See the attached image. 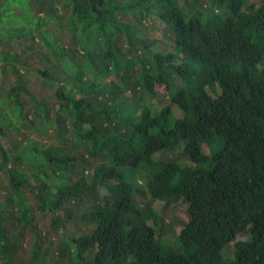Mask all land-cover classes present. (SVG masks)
Returning a JSON list of instances; mask_svg holds the SVG:
<instances>
[{"label":"trees","instance_id":"1","mask_svg":"<svg viewBox=\"0 0 264 264\" xmlns=\"http://www.w3.org/2000/svg\"><path fill=\"white\" fill-rule=\"evenodd\" d=\"M56 1L0 0V75L16 78L5 92L4 104L10 105L0 125V173L8 174L13 190L0 196L1 264H12L18 244L17 236L9 242L3 219L16 207L18 225L34 222L32 207L23 204V186L34 190L41 211L53 214V224L65 229L78 220L90 230L63 234L57 264H264V0L257 6L211 0V9L199 0H66L64 8L71 12L66 27L74 43L67 52L45 30L62 20ZM152 19L164 25L173 51L157 50L162 36L139 39L137 27ZM36 30L50 65L38 76L54 91L42 99L29 92L17 69L31 56L21 59L3 48L21 43L27 50ZM77 49L81 66L68 62ZM159 87L169 105L150 112L147 103L159 96ZM22 95L32 104L30 119ZM21 121L22 128L41 123L77 156L71 157L67 146L42 149L28 140L13 150L12 165L11 150L1 140L8 129L19 132ZM82 150L97 165L71 182ZM176 152L191 166L153 159ZM147 195L186 206L187 222L174 242L162 240L164 224H157L150 205L141 209L138 200ZM75 202L87 206L77 217ZM243 234L248 239L236 242ZM230 244L233 259L223 261ZM38 252L32 249L33 264H41Z\"/></svg>","mask_w":264,"mask_h":264},{"label":"rangeland","instance_id":"2","mask_svg":"<svg viewBox=\"0 0 264 264\" xmlns=\"http://www.w3.org/2000/svg\"><path fill=\"white\" fill-rule=\"evenodd\" d=\"M66 0H57L55 4V9H58L59 16L62 17L60 19H57L58 26L55 24L51 25H45V30L50 31L51 39L53 42L59 44L63 47L65 52L68 50H72L74 48V43L72 41V35L68 28L66 27V19L71 15L69 8H64ZM211 0H199V3L202 5L203 9H211L212 5L210 4ZM249 4H254V6H257L260 3V0H248ZM182 2L179 3V6H182ZM189 6V5H188ZM201 10V12L203 11ZM216 10L218 8L215 7ZM244 9V8H243ZM242 9V10H243ZM35 14L38 16L46 17L48 16V12L44 11L43 13H38L37 9L34 10ZM120 19H123L127 21L123 16L119 17ZM120 20V21H123ZM60 26V27H59ZM141 31V34L139 36V39L141 41H150V40H160V37L162 36L163 40H161L160 44L157 46V50L162 52L163 54L173 51L174 45H173V39L167 35L164 37V31L165 27L163 24L157 22L156 20L152 19L150 23L143 22L141 27H137ZM35 33V40H31L26 43L27 50H23L21 47V43L17 45H9L7 44L4 48V52H13L17 54L21 59H23L26 56H31L30 59H27L25 61L24 68L21 67V64H16L17 69L19 70V73L21 76L28 81V89L31 94L34 96H37L39 99L45 98L49 94H53L54 91L51 93V91L46 88V85H48L45 80H42L41 77L38 76V73L41 71H44L46 68H49V64L46 62V57L49 55V53L45 50V48L41 44V35L36 30ZM124 36V40H125ZM79 54L76 55L75 58L69 57L68 61L69 63L74 61L76 66H81L83 62V54L80 49ZM122 53L126 54L127 51V45L125 44L121 48ZM38 54L39 57H34L33 55ZM53 57V56H51ZM54 58V57H53ZM53 65L56 66V69L61 70L62 65L59 63L53 61ZM62 71V70H61ZM89 77V76H88ZM107 84L113 82V79H107ZM16 84V78L13 74L9 73L6 78H3L0 75V96L1 101L0 103L2 106H0V125L2 123L3 117L6 113H8V106L10 103L8 102L6 105L4 104V98H6V90H8L12 85ZM214 91L217 92V88L214 87ZM208 93L211 96H214L215 94L211 91H208ZM156 98L152 100V102L147 103V108L150 112L153 111H160L164 107H167L169 105V99L167 96V92L164 87H159L156 89ZM21 102L24 105V115L29 114V119L32 115V104L27 96L22 95ZM52 101H50L49 108L52 107ZM173 115L176 119L181 118L180 113L175 109L171 108ZM14 118V117H13ZM24 121H21L18 123V127L20 128L19 132L12 133L10 129L6 130L7 137L5 139L1 140V143L5 150H11L9 151V156H11V162L12 165L14 163V154L13 150L20 146L21 143L26 144L28 140H31L33 142H39L41 145L40 147L43 149V147L48 146H55L58 148L66 147L68 154L71 157L77 156V153L73 151V148H71V144L68 143L67 145H64V142L57 134L54 132H44L42 129L41 123L37 125L36 128H31L29 124L27 123L25 128H22L24 125ZM69 137H71L70 134H68ZM61 139V140H60ZM207 153V152H206ZM81 154L84 156V159H79L76 162L75 170L70 172V181L74 182L77 181V179L81 176V171H84L86 173V177L93 173L94 168L96 167V163L90 161V157L84 153L82 150ZM179 153H161L159 155H156L153 159L155 161H161V162H170L175 161L177 163L186 164L187 166H191L189 163H187L183 158H179ZM178 157V158H177ZM0 161H1V154H0ZM22 168H26L25 163L22 164ZM22 193L24 194L25 198L23 201V204H28L32 207V212L34 216V222L33 224H22L18 225V223L15 220V214L17 211V208H12L11 217L9 219L4 218L3 219V230L6 233V236L10 243L13 242L12 239H14L15 236H17V247L14 251L13 255V262L12 264H33L34 260L32 258V249L33 248H39L38 252V258L39 261H41V264H57L60 263L61 256L60 252L62 249L60 238H62L64 233H68L69 235L73 236H79L85 233H88L90 230L83 228L78 220H73L70 223H68L65 226V229H62L60 223H52L53 214L50 213V211H41L39 209V198L36 197L34 190H32L31 187H22ZM13 190L10 186V180L7 175L0 173V196L3 199L6 197L7 193H12ZM1 199V200H2ZM148 201V203H147ZM141 209H143L147 204L150 205L152 210L158 214V219L156 220L157 224L160 225L161 222H163L162 226V240L164 242L170 241L171 243L175 241V236H177L182 228L183 222H187V214H186V206L182 204L181 202H174V203H164L157 200H151L148 195L146 196V199L141 196L138 200ZM74 209L73 215L77 217L78 212L84 210L87 208L82 202L78 203L75 202L72 207ZM64 211V210H63ZM62 210L58 213H62ZM148 224L151 225V222ZM35 227V229H33ZM174 235V236H173ZM248 239V234H243L237 237L236 242H243ZM35 243L37 247L35 246ZM43 255V257H41ZM3 255L0 253V264L2 263ZM233 259V244H230L224 251H223V261L232 260Z\"/></svg>","mask_w":264,"mask_h":264}]
</instances>
